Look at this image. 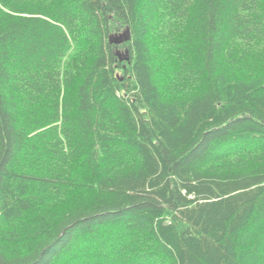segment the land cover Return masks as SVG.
Wrapping results in <instances>:
<instances>
[{
	"label": "trees",
	"instance_id": "1",
	"mask_svg": "<svg viewBox=\"0 0 264 264\" xmlns=\"http://www.w3.org/2000/svg\"><path fill=\"white\" fill-rule=\"evenodd\" d=\"M0 264H264V0H0Z\"/></svg>",
	"mask_w": 264,
	"mask_h": 264
},
{
	"label": "rangeland",
	"instance_id": "2",
	"mask_svg": "<svg viewBox=\"0 0 264 264\" xmlns=\"http://www.w3.org/2000/svg\"><path fill=\"white\" fill-rule=\"evenodd\" d=\"M124 38H125V36H124V35H122V36H121V40H123ZM121 40H120V41H121Z\"/></svg>",
	"mask_w": 264,
	"mask_h": 264
}]
</instances>
